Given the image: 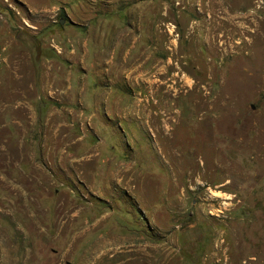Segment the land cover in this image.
Wrapping results in <instances>:
<instances>
[{
    "label": "rangeland",
    "instance_id": "obj_1",
    "mask_svg": "<svg viewBox=\"0 0 264 264\" xmlns=\"http://www.w3.org/2000/svg\"><path fill=\"white\" fill-rule=\"evenodd\" d=\"M0 264H264V0H0Z\"/></svg>",
    "mask_w": 264,
    "mask_h": 264
},
{
    "label": "water",
    "instance_id": "obj_2",
    "mask_svg": "<svg viewBox=\"0 0 264 264\" xmlns=\"http://www.w3.org/2000/svg\"><path fill=\"white\" fill-rule=\"evenodd\" d=\"M61 23L64 24L65 23V20H62Z\"/></svg>",
    "mask_w": 264,
    "mask_h": 264
}]
</instances>
